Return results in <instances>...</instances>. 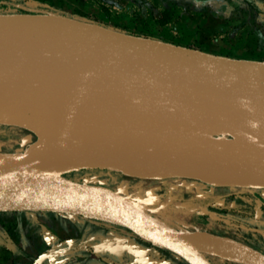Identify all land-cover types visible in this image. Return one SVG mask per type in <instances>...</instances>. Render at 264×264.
<instances>
[{"label": "water", "instance_id": "obj_1", "mask_svg": "<svg viewBox=\"0 0 264 264\" xmlns=\"http://www.w3.org/2000/svg\"><path fill=\"white\" fill-rule=\"evenodd\" d=\"M0 31L37 33L44 49L45 40L52 37L65 36L75 38L77 43L78 40L83 42L75 49L80 62L65 70L60 69L61 64L55 63L58 68L40 91L22 86L13 67H7L0 74L11 78V86L22 88L9 91L0 84V124L24 128L36 136L30 150L0 154V193L33 188L61 196H75L94 214L60 212L121 226L190 264H212L201 252L214 248L227 249L250 260L243 264H264V252L246 243L204 230H173L117 190L65 176L64 173L75 170L109 167L130 173L108 166L97 155L88 153L82 157L84 147L75 144L84 131L72 133L57 152L53 151L63 118L82 115L111 84L132 80L141 83L145 90L175 99L179 105L192 104L221 118L229 134L193 133L188 136V142L196 147L239 141L247 158L264 174V60L213 54L48 13H0ZM150 115L141 118L124 114V117L131 122H136L137 118L144 122V118L150 120ZM190 119L202 124V117L198 114ZM109 147L111 152L116 149ZM53 156H70L73 167L59 175L37 168L38 164ZM173 177L194 178L214 186L264 188V184L259 183L225 182L217 185L188 173L167 178Z\"/></svg>", "mask_w": 264, "mask_h": 264}, {"label": "rangeland", "instance_id": "obj_2", "mask_svg": "<svg viewBox=\"0 0 264 264\" xmlns=\"http://www.w3.org/2000/svg\"><path fill=\"white\" fill-rule=\"evenodd\" d=\"M0 13L63 15L213 54L264 60V0H0ZM34 142L33 133L0 125V154L28 151ZM64 175L117 190L173 230L219 233L264 252V188L144 178L110 167ZM66 215L77 214L0 209V264H189L127 229L87 228ZM202 253L214 264L235 261Z\"/></svg>", "mask_w": 264, "mask_h": 264}, {"label": "bare ground", "instance_id": "obj_3", "mask_svg": "<svg viewBox=\"0 0 264 264\" xmlns=\"http://www.w3.org/2000/svg\"><path fill=\"white\" fill-rule=\"evenodd\" d=\"M41 41L37 33L0 31V74L7 67H13L17 70L16 78L22 86L40 91L44 82L47 83L58 68L55 63L61 64L60 69L65 70L80 62L79 55L76 57L78 50L75 49L78 43L82 45V41L78 40L77 43L75 38L65 36L52 37L44 41L47 43L43 45L45 49ZM74 50L75 54H72ZM10 81V77L0 76V84L6 90L22 89L11 86ZM115 83L102 92L82 115L63 118L55 137L54 152L72 133L84 131L75 144L84 147L82 157L88 153L97 155L108 166L129 171L136 176L158 179L188 173L217 185L225 182L264 184L263 172L247 158L239 141L196 147L188 142V136L193 133L229 134L221 118L201 111L192 104L179 105L175 99L163 97L150 89L145 90L136 81ZM149 113L150 120L144 118V122H140ZM124 114L141 118L131 122ZM197 114L202 117V124H196L190 119ZM109 146L116 149L111 152ZM227 147L231 149L227 150ZM73 163L70 156H53L45 163L38 164L37 168L59 175L70 170ZM6 207L94 214L90 207L75 196H61L33 188L14 189L9 193L2 191L0 208ZM209 251L235 261H250L227 249L214 248Z\"/></svg>", "mask_w": 264, "mask_h": 264}, {"label": "flooded vegetation", "instance_id": "obj_4", "mask_svg": "<svg viewBox=\"0 0 264 264\" xmlns=\"http://www.w3.org/2000/svg\"><path fill=\"white\" fill-rule=\"evenodd\" d=\"M84 170V169H83ZM85 170H87V169H85ZM80 182V181H79ZM83 183H86V182H83ZM146 212H148V211H146ZM149 213V212H148ZM150 214V213H149ZM79 216H81V217H85V216H82V215H79ZM85 218H88V219H90V220H92V221H95V222H99L100 223V225H101V227H103V228H105L106 230H112V231H116L117 230V228H118V230H119V228H121V229H123V227H121V226H118V225H115V224H112V223H109V222H106V221H101V220H98V219H94V218H90V217H85ZM106 224H111L113 227H107V225ZM125 229V228H124ZM129 231V230H128ZM193 231H195V230H193ZM131 232V231H130ZM186 232V231H185ZM208 232H210V231H208ZM132 234H134L133 232H131ZM212 233H214V232H212ZM215 234H219V233H215ZM135 235V234H134ZM220 235H222V234H220ZM135 236H137V235H135ZM141 238V237H140ZM146 241V240H145ZM147 242H149V241H147ZM151 243V242H150ZM156 245V244H155ZM158 246V245H157ZM161 248H163V247H161ZM165 249V248H164ZM165 250H167V249H165ZM169 251V250H168ZM171 252V251H170ZM173 253V252H172ZM202 253V252H201ZM175 254V253H174ZM203 254V253H202ZM177 255V254H176ZM179 256V255H178ZM203 256H205L204 254H203ZM180 257V256H179ZM206 257V256H205ZM182 258V257H181ZM207 258V257H206ZM183 259V258H182ZM208 259V258H207ZM185 260V259H184ZM209 260V259H208ZM186 261V260H185ZM210 261V260H209ZM211 262V261H210ZM189 263V262H188ZM212 264H214L213 262H211ZM234 263H239V264H243V263H241V262H236V261H233V264ZM190 264V263H189Z\"/></svg>", "mask_w": 264, "mask_h": 264}, {"label": "crops", "instance_id": "obj_5", "mask_svg": "<svg viewBox=\"0 0 264 264\" xmlns=\"http://www.w3.org/2000/svg\"><path fill=\"white\" fill-rule=\"evenodd\" d=\"M66 216H68V217L71 216L70 218H74V219H76L78 221H81L82 223H85L87 228H89L90 225H92V226H94V227H96L97 229H100V230H101V228H103V227H101L99 222L92 221V220H90L88 218H85V217H81V216H78V215H66ZM99 232H102V231H99ZM107 232L109 233L110 231H104L103 230L102 233L105 234ZM103 239H105V238L103 237ZM132 240H134V239H132Z\"/></svg>", "mask_w": 264, "mask_h": 264}, {"label": "trees", "instance_id": "obj_6", "mask_svg": "<svg viewBox=\"0 0 264 264\" xmlns=\"http://www.w3.org/2000/svg\"><path fill=\"white\" fill-rule=\"evenodd\" d=\"M249 189H252V188H249ZM234 264H239V263H234Z\"/></svg>", "mask_w": 264, "mask_h": 264}]
</instances>
